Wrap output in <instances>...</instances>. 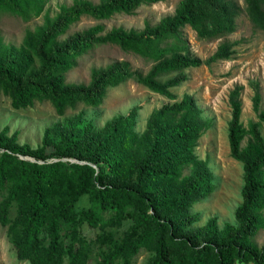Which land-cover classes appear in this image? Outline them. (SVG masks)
Instances as JSON below:
<instances>
[{"label":"trees","instance_id":"1","mask_svg":"<svg viewBox=\"0 0 264 264\" xmlns=\"http://www.w3.org/2000/svg\"><path fill=\"white\" fill-rule=\"evenodd\" d=\"M45 1L0 0V12L28 20L41 13ZM160 1L73 0L55 16L45 14L19 48L0 38V96L8 97L14 109L47 101L61 117L78 104L98 108L108 89L129 80L173 101L152 111L142 132L136 130L139 107L101 128L81 115L65 118L45 130L35 149L18 145L17 133L0 132V225L19 262L134 264L147 252L146 264H264V245L251 241L262 229L264 211L259 130L264 109L258 93L252 98L258 122L248 128L240 122L242 87L235 86L228 96L229 156L242 165L243 186L234 223L219 228L215 217L196 226L192 208L211 194L214 179L206 161L195 154L203 129L196 100L183 95L176 101L173 92L188 80L187 70L229 61L234 54L233 45L223 42L201 61L184 28L200 41L225 38L235 31L240 8L232 0H181L173 16L141 31L119 27L104 32L103 25H95L63 38L83 16L104 21ZM244 3L251 22L264 31V0ZM108 44L153 64L142 74L117 62L93 69L87 85L66 82L80 56ZM83 197L88 205L78 207ZM83 225L98 231L94 241L82 236Z\"/></svg>","mask_w":264,"mask_h":264},{"label":"rangeland","instance_id":"2","mask_svg":"<svg viewBox=\"0 0 264 264\" xmlns=\"http://www.w3.org/2000/svg\"><path fill=\"white\" fill-rule=\"evenodd\" d=\"M90 1L95 4L99 2V0ZM180 1L162 0L156 4L141 6L132 15L117 14L104 21H95L83 16L63 38L95 25H103L104 32L119 27L124 30L141 31L146 24L153 27L161 19L173 16ZM232 1L240 8V13L235 18V31L231 35L219 40L200 41L189 27L183 30L196 58L206 61L219 44L229 42L234 50L231 60L187 70L188 80L181 87L173 90L176 101H179L183 95L192 96L196 100L200 110L199 122L203 125V129L195 154L199 160L206 161L214 179L211 194L192 208L193 213L198 216L196 226L205 225L213 217L217 219L219 228L225 224H233L235 209L241 203L242 165L230 158L227 139L231 116L228 103L230 91L235 86L242 87L240 122L244 128L258 122L257 114L252 110V98L255 93L260 97V109H264V31L249 19L244 0ZM72 2L73 0H46L41 13L28 20L0 12V38L5 45L19 48L26 34L42 24L45 14L53 17L58 14L60 6H70ZM122 61L127 62L132 71L142 74H146L153 64L151 60L108 44L96 47L80 56L75 61L74 67L66 74V82L87 85L93 69H103ZM172 103L173 101L152 93L134 80L108 89L103 103L98 108L78 104L74 109H68L61 117L55 114L47 101H35L32 106L17 110L11 106L8 97L1 95L0 132L6 129L7 136L17 133L18 145H28L35 149L41 145L45 130L65 118L81 115L96 128H101L110 119L127 115L134 107H139L136 130L142 132L152 111ZM259 130L264 139V124H260ZM248 139V136L244 139L242 147ZM1 198L0 194V200ZM87 205L88 200L83 197L78 207ZM9 216L10 218L14 216V208L11 209ZM262 217V229L251 240L258 247L264 245V211ZM128 225V222L124 223L121 230ZM6 231V227L0 225V264H27L17 260L15 250L7 240ZM97 233V230L86 225L81 228V234L86 241H94ZM95 253L96 250L93 249L92 258H95ZM149 257V253L141 252L135 258L134 264H146Z\"/></svg>","mask_w":264,"mask_h":264}]
</instances>
